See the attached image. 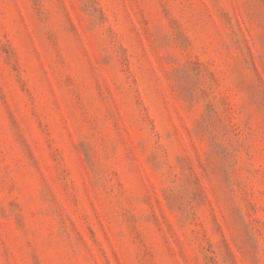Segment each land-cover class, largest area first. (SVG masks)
Segmentation results:
<instances>
[{
  "label": "rangeland",
  "instance_id": "1",
  "mask_svg": "<svg viewBox=\"0 0 264 264\" xmlns=\"http://www.w3.org/2000/svg\"><path fill=\"white\" fill-rule=\"evenodd\" d=\"M0 264H264V0H0Z\"/></svg>",
  "mask_w": 264,
  "mask_h": 264
}]
</instances>
